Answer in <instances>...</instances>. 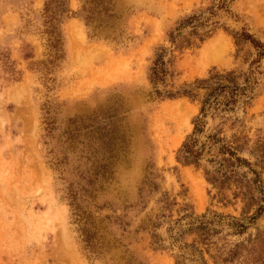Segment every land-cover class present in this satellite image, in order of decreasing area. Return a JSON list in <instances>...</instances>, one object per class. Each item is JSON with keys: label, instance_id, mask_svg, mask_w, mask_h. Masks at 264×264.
Here are the masks:
<instances>
[{"label": "rangeland", "instance_id": "rangeland-1", "mask_svg": "<svg viewBox=\"0 0 264 264\" xmlns=\"http://www.w3.org/2000/svg\"><path fill=\"white\" fill-rule=\"evenodd\" d=\"M111 1L121 34L114 41L89 38L82 22L72 16L60 26L61 59L44 70L40 63L47 60L41 34L45 0H0V264H124L128 259L132 264H264V208L247 223L243 216H249L251 210L242 214L239 198L227 192L230 204L217 202L215 189L203 178V161L197 169L175 161L198 105L185 98L160 101L147 80L155 49L168 46L167 32L181 18L204 11L215 1ZM67 6L77 12L80 0H67ZM227 11H217L212 17L220 27L209 38L174 53L171 76L165 78V84L177 88L212 71H234L241 76L251 71V100L243 109L228 114L221 128L223 137L238 146V156L258 173L264 190V56L250 65L255 59L253 48L248 43L236 47L229 35L243 30L264 45V0H231ZM221 41H225L223 51L214 56ZM8 68L15 71L13 77H8ZM115 100L121 102L124 112L125 146L112 179L94 203H107L117 215L123 214L130 226L123 246L90 260L79 247L61 196L66 182L75 179L68 172L70 163L63 180L49 167L46 151L52 141L43 144L42 116L49 106V116L58 126ZM219 121V117H207L206 127ZM147 171L155 174L158 191L139 202L137 189ZM241 171L246 173L245 168ZM160 194L172 203L168 212L155 219L159 225L154 229L133 234L145 215L158 214ZM213 213L241 220L246 229L236 235L223 226L206 250L198 247L201 256L198 252L182 255L187 252L182 246H189L194 236L185 233L171 241L169 234L183 230L186 220L178 227L173 221L181 215ZM170 225L171 233L167 232ZM151 234L159 241L152 244ZM235 246L239 253L233 261L220 262L219 254Z\"/></svg>", "mask_w": 264, "mask_h": 264}, {"label": "trees", "instance_id": "trees-1", "mask_svg": "<svg viewBox=\"0 0 264 264\" xmlns=\"http://www.w3.org/2000/svg\"><path fill=\"white\" fill-rule=\"evenodd\" d=\"M214 1L215 5L204 11L181 18L167 32L168 46L155 49L147 70V80L153 89L152 94L160 101L185 98L189 102L197 103V114L191 121V131L176 150L175 161L182 166H193L196 169L201 167L203 161L206 166L201 168L203 178L215 189L214 196L217 202L223 205L230 204L227 198V192H230L232 198H239L242 202V214L247 215L251 210L249 216H243L247 223H251L264 208L262 181L248 162L238 156V146L234 141H227L223 137L221 128L228 114L233 115L240 108L243 109L251 100L253 86L249 78L251 71L242 76L235 74L234 71H212L204 78L194 79L177 88L166 87L165 84V78L171 76L170 66L175 58L174 53L179 54L186 48L195 47L220 27L212 17L217 11L227 13V3L231 0ZM114 9L111 0H80L77 12L68 9L67 0H45L41 13V34L45 40L47 60L40 63L43 69H51L55 62L61 59L63 42L60 26L64 20L72 16L82 22L89 38L114 41L122 32L116 29L118 17ZM229 35L236 47L248 43L253 48L255 59L250 65L256 64L258 59L264 56V45L243 30L230 31ZM7 70L8 77H13L15 71L9 68ZM238 78L242 79L241 82H237ZM121 109V102L115 100L88 115L66 119L58 126L55 125L54 118L49 116V106L43 111V144L46 146L47 140L52 141V147L46 151V155L49 156L47 162L49 167L59 174L60 180H63L62 174L67 172L66 165L70 163L68 172L75 179L66 182L61 196L75 226L79 247L90 260L103 258L110 250L123 246L124 233H128L127 227L130 226L129 222L124 220L125 216L117 215L107 203L101 205L94 203L97 194L112 179L114 166L124 150L125 131L121 124L124 112ZM207 117L210 120L219 117L220 121L212 128H208ZM232 120L235 121V118ZM54 131L55 135L52 134ZM242 168L246 169V173L241 171ZM247 174L250 175L249 178ZM154 176L151 171L145 172L137 189L139 202L158 191ZM159 203L158 214L145 215L131 231L133 234L150 231L159 225L155 219L163 217L164 212H168L172 206L163 194L159 195ZM103 210L107 213H102ZM183 220H186L183 223L184 229L175 235L169 234L173 242L185 233L194 236L189 245L192 250L184 244L182 247L186 248L187 252L182 251V255L195 256L193 252H198L201 256L198 247L202 246L206 250L212 244L211 238L217 235L223 226L231 229L236 235L242 234L246 229L241 220L214 213L211 216L201 214L195 217L192 214L181 215L173 221L174 226H180L179 223ZM172 230L173 226H168L167 232L171 233ZM150 237L152 244L159 241L155 234H151ZM178 248L182 249L179 246ZM238 248L235 246L219 254V261L232 262L239 253ZM193 258L196 261L195 257ZM124 264L132 263L128 259Z\"/></svg>", "mask_w": 264, "mask_h": 264}, {"label": "bare ground", "instance_id": "bare-ground-1", "mask_svg": "<svg viewBox=\"0 0 264 264\" xmlns=\"http://www.w3.org/2000/svg\"><path fill=\"white\" fill-rule=\"evenodd\" d=\"M224 42H225V41H221V42H220L221 44H218V46L216 47L217 49H216V51L214 52V56H216L217 53L223 51V48H224V46H225V45H224ZM205 48L208 49V45L205 46ZM169 110H170V109H169ZM176 134H177V133H176ZM176 134H175V135H176ZM176 136H178V137H177L178 139L180 138V137H179V134L176 135Z\"/></svg>", "mask_w": 264, "mask_h": 264}]
</instances>
